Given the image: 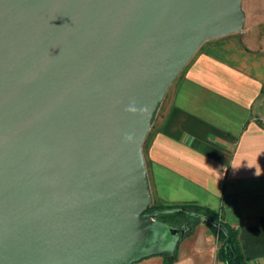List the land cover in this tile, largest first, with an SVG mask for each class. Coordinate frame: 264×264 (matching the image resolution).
<instances>
[{
  "label": "water",
  "instance_id": "1",
  "mask_svg": "<svg viewBox=\"0 0 264 264\" xmlns=\"http://www.w3.org/2000/svg\"><path fill=\"white\" fill-rule=\"evenodd\" d=\"M241 2L0 0V264L177 248L187 223L147 211L143 142L202 44L244 29Z\"/></svg>",
  "mask_w": 264,
  "mask_h": 264
},
{
  "label": "crops",
  "instance_id": "2",
  "mask_svg": "<svg viewBox=\"0 0 264 264\" xmlns=\"http://www.w3.org/2000/svg\"><path fill=\"white\" fill-rule=\"evenodd\" d=\"M264 19L203 43L153 122L145 148L152 195L223 213L238 226L247 264H264ZM258 167L261 175H255ZM204 222L183 237L175 260L132 264H224Z\"/></svg>",
  "mask_w": 264,
  "mask_h": 264
},
{
  "label": "trees",
  "instance_id": "3",
  "mask_svg": "<svg viewBox=\"0 0 264 264\" xmlns=\"http://www.w3.org/2000/svg\"><path fill=\"white\" fill-rule=\"evenodd\" d=\"M183 69L180 71V73L171 83L162 101L159 103L157 110L155 111L152 124H151V128L143 142L144 154H145V148H146L147 141L149 139V136L151 135V130L153 128V122L155 120V117L157 116L158 113L161 114V110L165 105L168 92L170 89H172L173 85L179 78ZM147 211H157L158 212L157 218L159 220L165 221L172 225H182L184 222H186L188 228L186 229L183 237L191 233L196 224H198L199 222H204L216 234L217 241H218L216 256L219 260H222L224 264H247V258L244 256L241 250L240 242H239L238 226L226 220L221 211L214 210L212 208L199 205L197 203H192V202H184V203H176V204L175 203H165L159 200L155 196H153V201L151 205L147 208ZM190 212L204 214L208 216L210 220L217 222L220 226L214 225L209 220H201L198 216H192L189 214ZM176 250L177 248L172 253L161 254L165 258V263H169L175 260Z\"/></svg>",
  "mask_w": 264,
  "mask_h": 264
},
{
  "label": "rangeland",
  "instance_id": "4",
  "mask_svg": "<svg viewBox=\"0 0 264 264\" xmlns=\"http://www.w3.org/2000/svg\"><path fill=\"white\" fill-rule=\"evenodd\" d=\"M242 8L245 12V25L253 20L264 19V0H242ZM258 29L264 30V22L258 25ZM171 89L168 94H170ZM221 264V262H219Z\"/></svg>",
  "mask_w": 264,
  "mask_h": 264
},
{
  "label": "clouds",
  "instance_id": "5",
  "mask_svg": "<svg viewBox=\"0 0 264 264\" xmlns=\"http://www.w3.org/2000/svg\"><path fill=\"white\" fill-rule=\"evenodd\" d=\"M249 168H255V175L259 176L261 175L260 170L258 167H255L253 165H248Z\"/></svg>",
  "mask_w": 264,
  "mask_h": 264
},
{
  "label": "built area",
  "instance_id": "6",
  "mask_svg": "<svg viewBox=\"0 0 264 264\" xmlns=\"http://www.w3.org/2000/svg\"><path fill=\"white\" fill-rule=\"evenodd\" d=\"M260 122H261L262 124H264V116H262V117L260 118Z\"/></svg>",
  "mask_w": 264,
  "mask_h": 264
}]
</instances>
